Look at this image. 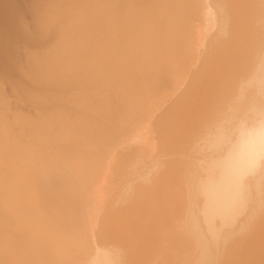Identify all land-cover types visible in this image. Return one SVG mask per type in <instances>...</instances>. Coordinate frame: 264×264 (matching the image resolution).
<instances>
[{"label": "bare ground", "instance_id": "obj_1", "mask_svg": "<svg viewBox=\"0 0 264 264\" xmlns=\"http://www.w3.org/2000/svg\"><path fill=\"white\" fill-rule=\"evenodd\" d=\"M257 14L264 0H0V264L121 262L103 235L157 239L169 264L264 259V159L236 163L264 114Z\"/></svg>", "mask_w": 264, "mask_h": 264}, {"label": "rangeland", "instance_id": "obj_2", "mask_svg": "<svg viewBox=\"0 0 264 264\" xmlns=\"http://www.w3.org/2000/svg\"><path fill=\"white\" fill-rule=\"evenodd\" d=\"M242 11H244V10H242ZM242 11H241V12H242ZM241 12H240V13H241ZM250 12H251V11L248 10V13H246V15L248 14L247 16L250 17V16H251V13H252L253 15L251 16V17H252L251 20H254V18H255L254 15H255V14H254L253 12H251V13H250ZM249 13H250V14H249ZM241 14H242V13H241ZM243 14H245V12H243ZM246 15H243V16H242V15H239V17H240V16L245 17ZM253 16H254V18H253ZM242 17H241L240 19H242ZM249 17H248V18H249ZM257 17H258V14H257L256 18H257ZM259 17H261V16L259 15ZM259 17H258V19H259ZM245 18H246V17H245ZM258 19H256L255 22L253 21V23H256V21H257ZM260 19L262 20L261 22L264 21V17H263V18L261 17ZM243 20H244V18H243L242 20H240L239 23H243ZM241 21H242V22H241ZM245 21H246L245 24H247V23L249 24V22H250L249 20H248V21H249V22H248L246 19H245ZM258 21L260 22V20H258ZM261 22H260V27H261V28L259 27V23H256V24H257V27H258V28L256 27V30H258L259 28L262 29V26H263L262 24H264V22H263V23H261ZM253 23H250L249 26H251V24L253 25ZM243 25H244V23H243ZM261 25H262V26H261ZM244 26H245V25H244ZM247 26H248V25H247ZM249 26H248V27H249ZM240 27H243V26L241 25ZM263 27H264V26H263ZM243 30H244V28H243ZM254 30H255V29H254ZM262 30H263V29H262ZM175 96H177V95L174 94V95H172L171 97H172V98H175ZM126 145H127V144H124V142L121 144L122 147H126ZM178 173H179V171H178ZM173 177H174L175 179H180V178H181V173H180V174L175 173V174L173 175ZM176 209H177V208H176ZM178 210H179V209H178ZM178 210H176V211H178ZM176 211H175V212H176ZM178 212H179V211H178ZM178 212H176L175 214H177ZM182 212H183V211H182ZM177 215H179V214H177ZM177 215H176V216H177ZM177 217H180V215L177 216ZM68 225L71 226V223H68ZM116 234H118V233H116ZM116 234L114 233L115 236H117ZM100 237H102V234H101ZM235 237L238 238L239 236H235ZM105 238H106V237H104V235H103V238H100V241L102 240V243H103V244H102V247H103L104 244H106L107 246H109V248L112 247V249H113V247H114L115 249H117L118 247H120V248H119V251H120L119 254L115 253V251L118 250V249H117V250H114V252H112L113 255H112V253H111V255H110V256L112 257V260H113V258H114V259H117V260H119V261L121 260V262H118V261H117V262L120 263V264H134V263L136 264V263H138V261H139L138 258H141V257H143V258H141L142 260L140 259V261H141L142 263L145 262V264H153V263H154V264H156V263H157V264H162V262H163V264H164V262L167 264L168 261H169V263H170V260L168 259L167 252H164V249L162 250V249H159V248H158L159 251H157L156 249H153V247H154L153 244H154V243L157 245V246H156V245L154 244L156 248L158 247V245H160V244H159L160 242H159L157 239H156V241H157L158 243H156V241H153L154 243L151 242V243H152V246H151L152 248L149 247V248H147V249L145 250V251H147V254H148V255H150V256H152V257L154 256L153 258H155V260L159 258V257H157V256H156L157 258L155 257V253H156V251L158 252L157 255L160 254V258H161V256H162V259L159 258V260H156V261H155L153 258L150 259V256H147L148 259H147V257H144V256H146V255H145V254H146L145 251L142 253V252L139 251L140 249H139L138 251H136L137 249L134 250V249L132 248V250H131V249H130L131 247L127 248L128 245H126L125 240H124V242H122V241H123L122 239H120V240H118V241H117V240H112V241H114V242H112L111 239H107V238H106V240H107V242H108V243H107V242H105V241H106ZM231 238H234V237H231ZM260 238H261V237H260ZM260 238H259V239H260ZM234 239H236V238H234ZM257 239H258V238H257ZM231 240H233V239H231ZM231 240L229 241V244H231V243H230V242H232ZM100 241H99V242H100ZM110 241H111V242H110ZM253 241H255V240L253 239ZM109 242H110V243H109ZM255 242H256V241H255ZM262 242H264V236H262L261 240H260L259 242H257L258 244L260 243L258 249L261 247ZM116 243H117V244H116ZM123 243H124V244H123ZM257 243H256V245H257ZM100 244H101V242H100ZM111 244H112V245H111ZM263 244H264V243H263ZM106 245H104V246H105L107 249H109ZM116 245H117L118 247H117ZM123 245L125 246V248L122 247ZM150 245H151V244H150ZM227 245H228V243H227ZM121 247H122V248H121ZM103 248H104V247H103ZM126 248H127V249H126ZM263 248H264V246H263ZM122 249H123L124 252L122 251ZM128 249H130L131 251L128 250ZM150 249H152V250H150ZM109 250H110V252H111V249H109ZM149 250H150V251H149ZM153 250H155V252H154ZM121 251H122L123 253H122ZM125 251H127V253H126ZM128 251L131 252V253L129 254ZM135 251H136V252H135ZM148 251H149V252H148ZM161 251H162V252H161ZM223 251H225V249H223ZM256 251L258 252L257 249H256ZM132 252H133V254H132ZM138 252H139V253H138ZM150 252H151V254H150ZM159 252H160V253H159ZM163 252H164V253H163ZM221 252H222V251H221ZM221 252H216V253H215V254H216V255H215L216 258H217V257L219 258V257L221 256V254H220ZM257 252H256V253H257ZM261 252H262V250H261V248H260L258 253L261 254ZM114 253H115V256L117 255V257H114ZM120 253H122V255H124V256H122ZM135 253H138V254H141V255L137 256L138 254L135 255ZM237 253H238V252H237ZM250 253H251L250 255H252V254L254 253V251L252 252V250H251ZM263 253H264V250H263L262 254H263ZM125 254H127V255H125ZM153 254H154V255H153ZM161 254H162V255H161ZM164 254H165V255H164ZM219 254H220V256H219ZM239 254H240V253H239ZM242 254H243V253H241V255H242ZM246 254H247V253H246ZM246 254H244V256H243V255H242V256H243V257H246ZM262 254H261V255H262ZM232 255H233V254H232ZM234 255H235V253H234ZM241 255H240V256H241ZM255 255H256V254H255ZM128 256H129V257H128ZM134 256H135V257H134ZM158 256H159V255H158ZM230 256H231V255H230ZM236 256L238 257L239 255L236 254L235 257H236ZM252 256H253V255H252ZM252 256H251V257H252ZM257 256H258V255H257ZM118 257H120V258L118 259ZM127 257H128V258H127ZM133 257L136 258V259H134ZM165 257H167V258H165ZM232 257H234V256H232ZM247 257L249 258L250 256L248 255ZM124 258H125V259L127 258V261H130V263L127 262V261H125ZM130 258H131V259H130ZM164 258H165L166 260H165ZM169 258H170V257H169ZM253 258H254V259H258V257H256V256H255V257L253 256ZM263 258H264V256H263ZM128 259H129V260H128ZM144 259H147V260L143 261ZM163 259H164V260H163ZM219 259L221 260V258H219ZM232 259H233V258L230 257V262L233 261ZM259 259H260V258H259ZM261 259H262V256H261ZM261 259L259 260L258 264L260 263ZM122 260H123V261H122ZM133 260H134V262H133ZM162 260H163V261H162ZM228 260H229V259H228ZM237 260H239L238 258L236 259V262H241L240 260H239V261H237ZM241 260L244 261L245 259L241 258ZM262 260H263V262L261 261L260 264L264 263V259H262ZM113 261H114V260H113ZM124 261H125V262H124ZM146 261H147V262H146ZM160 261H162V262H160ZM216 261L220 263V261H219L218 259H216ZM234 261H235V260H234ZM243 261H242V262H243ZM245 261H246V262H249V261H250V264H251L252 262H255L254 260H253V261L250 260V258H249V260L246 258ZM245 261H244V262H245ZM115 262H116V260H115ZM117 262H116V264H117ZM132 262H133V263H132ZM141 262H140V263H141ZM158 262H159V263H158ZM113 263H114V262H113ZM169 263H168V264H169ZM219 263H218V264H219ZM232 263H233V262H232ZM232 263H231V264H232ZM114 264H115V263H114ZM143 264H144V263H143ZM220 264H221V263H220ZM223 264H224V263H223ZM227 264H228V263H227ZM233 264H234V263H233ZM236 264H237V263H236ZM239 264H242V263H239ZM247 264H249V263H247ZM254 264H256V262H255Z\"/></svg>", "mask_w": 264, "mask_h": 264}, {"label": "clouds", "instance_id": "obj_3", "mask_svg": "<svg viewBox=\"0 0 264 264\" xmlns=\"http://www.w3.org/2000/svg\"><path fill=\"white\" fill-rule=\"evenodd\" d=\"M252 156L264 159V114H261L256 122L251 138L245 140L237 155L236 163L242 165Z\"/></svg>", "mask_w": 264, "mask_h": 264}]
</instances>
